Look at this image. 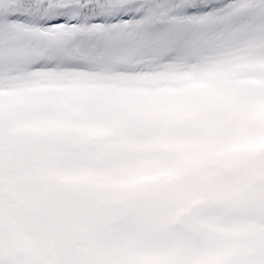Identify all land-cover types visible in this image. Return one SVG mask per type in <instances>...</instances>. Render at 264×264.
<instances>
[{
	"label": "snow or ice",
	"instance_id": "snow-or-ice-1",
	"mask_svg": "<svg viewBox=\"0 0 264 264\" xmlns=\"http://www.w3.org/2000/svg\"><path fill=\"white\" fill-rule=\"evenodd\" d=\"M0 264H264V0H0Z\"/></svg>",
	"mask_w": 264,
	"mask_h": 264
}]
</instances>
